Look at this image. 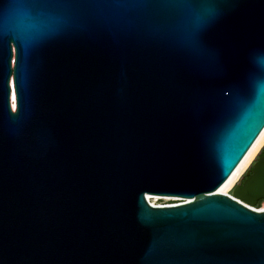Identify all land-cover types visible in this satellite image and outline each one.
I'll list each match as a JSON object with an SVG mask.
<instances>
[{
    "label": "water",
    "instance_id": "95a60500",
    "mask_svg": "<svg viewBox=\"0 0 264 264\" xmlns=\"http://www.w3.org/2000/svg\"><path fill=\"white\" fill-rule=\"evenodd\" d=\"M263 130L264 0H0V264H264Z\"/></svg>",
    "mask_w": 264,
    "mask_h": 264
},
{
    "label": "bare ground",
    "instance_id": "6f19581e",
    "mask_svg": "<svg viewBox=\"0 0 264 264\" xmlns=\"http://www.w3.org/2000/svg\"><path fill=\"white\" fill-rule=\"evenodd\" d=\"M13 106L15 107V94L13 95ZM264 147V130L250 149V151L247 153L243 161L240 163L238 168L235 170L233 175L227 180L226 183L222 185V187L218 190L221 194H229V192L235 187V185L241 180L244 173L248 170V168L251 166L254 159L257 157V155L260 153V151ZM167 199H174L171 197H163ZM159 198L150 199V202L155 204V201Z\"/></svg>",
    "mask_w": 264,
    "mask_h": 264
},
{
    "label": "rangeland",
    "instance_id": "374dc122",
    "mask_svg": "<svg viewBox=\"0 0 264 264\" xmlns=\"http://www.w3.org/2000/svg\"><path fill=\"white\" fill-rule=\"evenodd\" d=\"M263 151H264V147H263V149L260 151V153L257 155V157L254 159V161L252 162V164H251V166L248 168V170L244 173V175H243V177L241 178V180L235 185V187H236L237 185L241 184V183L245 180L247 174H248L249 172H251L254 163L257 161V159L259 158V156L262 154ZM235 187L229 192L228 195L233 196V191H234ZM178 202H179V201H177L176 199H167V198H159V199H157V200L155 201L156 205H168V204H175V203H178ZM253 208L258 209V210H259V209H264V200L261 201V204H260L259 206L256 205V206L253 207Z\"/></svg>",
    "mask_w": 264,
    "mask_h": 264
},
{
    "label": "built area",
    "instance_id": "2783aa9c",
    "mask_svg": "<svg viewBox=\"0 0 264 264\" xmlns=\"http://www.w3.org/2000/svg\"><path fill=\"white\" fill-rule=\"evenodd\" d=\"M249 207L253 208L252 206H249ZM253 209H255V208H253ZM255 210H258V209H255ZM259 210H261V209H259Z\"/></svg>",
    "mask_w": 264,
    "mask_h": 264
},
{
    "label": "flooded vegetation",
    "instance_id": "af4514ba",
    "mask_svg": "<svg viewBox=\"0 0 264 264\" xmlns=\"http://www.w3.org/2000/svg\"><path fill=\"white\" fill-rule=\"evenodd\" d=\"M248 178V176H246V178L245 179H247ZM261 201H259V203H260Z\"/></svg>",
    "mask_w": 264,
    "mask_h": 264
},
{
    "label": "trees",
    "instance_id": "16d2710c",
    "mask_svg": "<svg viewBox=\"0 0 264 264\" xmlns=\"http://www.w3.org/2000/svg\"><path fill=\"white\" fill-rule=\"evenodd\" d=\"M261 204V202L260 203H258V205L257 206H259Z\"/></svg>",
    "mask_w": 264,
    "mask_h": 264
}]
</instances>
